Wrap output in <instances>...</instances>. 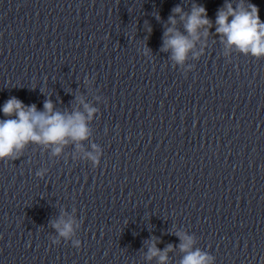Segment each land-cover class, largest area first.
Segmentation results:
<instances>
[{"label": "clouds", "instance_id": "clouds-1", "mask_svg": "<svg viewBox=\"0 0 264 264\" xmlns=\"http://www.w3.org/2000/svg\"><path fill=\"white\" fill-rule=\"evenodd\" d=\"M173 15L168 21L172 27H168L164 32L162 51L171 50V59L177 64H183L189 52L194 48L201 36L208 35V29L212 27V22L208 18L207 10L203 6L194 5L190 14L184 13L180 6L173 8ZM176 14L180 15L184 22V29L187 35L182 34L175 25ZM231 17V20H229ZM216 33L226 43L227 48L235 47L244 54H251L254 57L264 56V22L259 17V8L248 3L247 6L241 0L236 8L231 3H225L216 15ZM149 31L151 29L149 28ZM226 37V41L224 38ZM87 113L75 111L70 115L60 112H53V104L50 100L44 103V111H38L35 104L24 105L22 101L12 97L6 101L2 111L5 117L16 118L0 120V161L16 160L22 154L29 143L52 146V154L60 155L63 147L69 142H74L77 148H81V142L87 140L90 135L88 121L93 118L95 108L90 107L80 101ZM93 151L87 152V159L94 165L99 164L100 153L95 144ZM42 175V173H37ZM58 235L64 239H69L73 234L72 222L60 220L52 225ZM182 243L179 245L181 252L185 253L181 264H210L213 257L199 249L193 250L195 239L186 233L178 232ZM54 244L59 241L54 240ZM74 247L81 246L80 241L73 242ZM173 250L172 245H168L163 252L152 244L149 248L148 259L158 257L160 264L167 260V253Z\"/></svg>", "mask_w": 264, "mask_h": 264}]
</instances>
